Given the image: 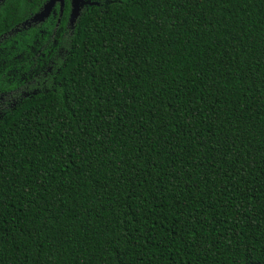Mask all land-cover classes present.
Returning a JSON list of instances; mask_svg holds the SVG:
<instances>
[{
    "label": "trees",
    "instance_id": "obj_1",
    "mask_svg": "<svg viewBox=\"0 0 264 264\" xmlns=\"http://www.w3.org/2000/svg\"><path fill=\"white\" fill-rule=\"evenodd\" d=\"M45 1L0 2V264H264V0Z\"/></svg>",
    "mask_w": 264,
    "mask_h": 264
},
{
    "label": "water",
    "instance_id": "obj_2",
    "mask_svg": "<svg viewBox=\"0 0 264 264\" xmlns=\"http://www.w3.org/2000/svg\"><path fill=\"white\" fill-rule=\"evenodd\" d=\"M2 1V0H0ZM58 3V14H60L61 8H62V0H46L44 4L41 6V8L35 12L31 17H29L27 20L23 21V23L28 24L29 22H41L46 18L49 14V11L53 7L54 3ZM88 1L86 0H69V13L67 17V25L71 26L74 19L77 17L79 8L83 4H87ZM257 264V263H254Z\"/></svg>",
    "mask_w": 264,
    "mask_h": 264
},
{
    "label": "rangeland",
    "instance_id": "obj_3",
    "mask_svg": "<svg viewBox=\"0 0 264 264\" xmlns=\"http://www.w3.org/2000/svg\"><path fill=\"white\" fill-rule=\"evenodd\" d=\"M50 12H51V10L49 11V13ZM34 24H37V23L31 21L28 24L22 23L20 25V27L26 28V27H28L30 25H34ZM10 33H11V31H8V32H6V35L7 34H10ZM4 36H5L4 34L1 35L0 41L3 40V37ZM43 72H44V69L41 70L40 73H38L35 77H39L40 75H42ZM27 77H30V75H28ZM22 78H23V76H22ZM26 80H27V78L26 79H23L24 82ZM29 81H26L25 83L21 84L16 90H13V91H10V92H5V93H1L0 92V113L4 109H6L7 107H9L12 103H14L18 98L23 97V96H25V94H28L29 92L32 91V90H30V88L27 85V83H30Z\"/></svg>",
    "mask_w": 264,
    "mask_h": 264
}]
</instances>
